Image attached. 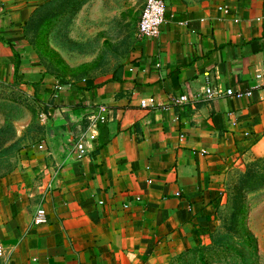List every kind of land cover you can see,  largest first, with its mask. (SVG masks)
I'll return each mask as SVG.
<instances>
[{
  "label": "crops",
  "instance_id": "1",
  "mask_svg": "<svg viewBox=\"0 0 264 264\" xmlns=\"http://www.w3.org/2000/svg\"><path fill=\"white\" fill-rule=\"evenodd\" d=\"M47 1L0 0V78L17 58L36 78L23 27ZM163 1L159 37L105 82L26 86L55 133L0 179V264H163L209 240L230 163L264 158V0Z\"/></svg>",
  "mask_w": 264,
  "mask_h": 264
},
{
  "label": "rangeland",
  "instance_id": "2",
  "mask_svg": "<svg viewBox=\"0 0 264 264\" xmlns=\"http://www.w3.org/2000/svg\"><path fill=\"white\" fill-rule=\"evenodd\" d=\"M165 1L193 9L211 0ZM143 4L144 0H49L36 10L23 27L27 49L36 60V78L21 81L15 72L0 78V153L8 172L18 169L34 149H43L55 133L52 100H43L26 86H36L39 79L62 88L105 82L133 57L140 43L137 23ZM237 162L230 163L221 178L209 240L163 264H264V158Z\"/></svg>",
  "mask_w": 264,
  "mask_h": 264
},
{
  "label": "built area",
  "instance_id": "3",
  "mask_svg": "<svg viewBox=\"0 0 264 264\" xmlns=\"http://www.w3.org/2000/svg\"><path fill=\"white\" fill-rule=\"evenodd\" d=\"M166 9V4L163 0H145L137 23V36L141 39H157L166 22ZM205 95L207 98H220L223 96L241 97L240 93H235L231 89L221 92L213 91L208 87L205 88ZM172 102L175 105H181L187 102V98L182 96L173 99ZM141 104L145 106L144 102ZM76 152L79 158L83 157L86 153L84 145L78 144ZM46 222V213L43 208H39L35 213L33 223L35 225H44ZM3 253V248L0 246V259L3 257Z\"/></svg>",
  "mask_w": 264,
  "mask_h": 264
},
{
  "label": "trees",
  "instance_id": "4",
  "mask_svg": "<svg viewBox=\"0 0 264 264\" xmlns=\"http://www.w3.org/2000/svg\"><path fill=\"white\" fill-rule=\"evenodd\" d=\"M44 6V5H43ZM37 10V9H36ZM36 10H35V12H36ZM34 12V13H35ZM34 13H33V15H34ZM33 15H32V17H33ZM31 17V18H32ZM31 20V19H30ZM30 20H29V22H30ZM28 22V23H29ZM28 23H26V24H28ZM25 24V25H26ZM18 66H19V61H18V58H17V60H16V65H15V74H16V71H17V68H18ZM117 71L118 72H120V71H122V67H119V68H117ZM121 74V73H120ZM120 80V78H119V76H118V74H117V77H116V79H115V81H119ZM5 156H4V154L3 153H0V179L1 178H3V177H5V175H7V174H10L11 172H8V170L9 169H7V168H5V167H3L4 165H3V158H4ZM8 172V173H7ZM7 173V174H6ZM199 247H201V246H199Z\"/></svg>",
  "mask_w": 264,
  "mask_h": 264
}]
</instances>
